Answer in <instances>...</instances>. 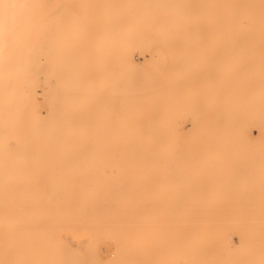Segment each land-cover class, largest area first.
I'll return each mask as SVG.
<instances>
[{
  "label": "rangeland",
  "instance_id": "obj_1",
  "mask_svg": "<svg viewBox=\"0 0 264 264\" xmlns=\"http://www.w3.org/2000/svg\"><path fill=\"white\" fill-rule=\"evenodd\" d=\"M142 1L0 0V264H264V0Z\"/></svg>",
  "mask_w": 264,
  "mask_h": 264
},
{
  "label": "bare ground",
  "instance_id": "obj_2",
  "mask_svg": "<svg viewBox=\"0 0 264 264\" xmlns=\"http://www.w3.org/2000/svg\"><path fill=\"white\" fill-rule=\"evenodd\" d=\"M146 2V0L142 1V3ZM145 5V4H143ZM121 13V12H120ZM123 13V12H122ZM121 13V14H122ZM142 14V13H141ZM34 15V14H33ZM89 14H78V15H75L74 16V19H75V32H79L80 30H84L85 32L87 31L88 29V25H87V18H88ZM127 16L128 18H130V20L132 22H138V18H136V13L134 14H127L125 15ZM105 18V17H103ZM145 20V16L144 14L141 16V22L143 21L144 22ZM35 21V20H34ZM140 22L141 25H139V30L142 31L144 29L143 27V24ZM38 23V22H37ZM73 27H74V23H73ZM7 40V39H6ZM89 48V47H88ZM98 48L97 47H94L92 48V53H94ZM93 63H95L93 60H90L88 62V64L86 65V68H87V73H88V70H92L93 69ZM41 80V79H40ZM41 84V83H40ZM27 95L29 97V104L30 106H33L35 108H38V107H41L40 103V99H39V86H38V81L36 79V77L34 76L33 78H29V79H25L24 82L22 83V96L23 95ZM81 108V107H80ZM81 111V109H79ZM6 114V113H5ZM6 118V117H5ZM5 120V119H4ZM81 135V134H80ZM78 137V136H77ZM54 140V139H52ZM47 142V141H46ZM85 142V141H84ZM69 148V147H67ZM66 148V149H67ZM63 152V151H61ZM10 165V164H9ZM46 166V165H45ZM44 166V167H45ZM43 167V166H42ZM82 168V167H81ZM75 171V170H74ZM73 171V172H74ZM80 171V170H79ZM76 172V171H75ZM69 173V172H68ZM71 173V172H70ZM108 178V177H107ZM72 188V187H71ZM77 191V190H75ZM140 196V195H139ZM102 206V205H101ZM34 207V206H33ZM46 207V206H45ZM115 207V206H114ZM35 208V207H34ZM139 208V207H138ZM116 209V208H115ZM141 209V208H140ZM10 222V221H9ZM61 222V221H60ZM37 223V222H36ZM68 223V222H67ZM150 223H153V222H150ZM163 223V222H162ZM126 224V223H124ZM136 224V223H135ZM18 264V262H17Z\"/></svg>",
  "mask_w": 264,
  "mask_h": 264
}]
</instances>
